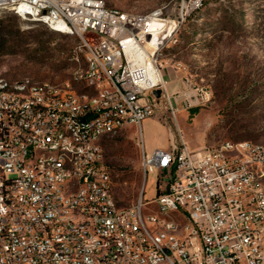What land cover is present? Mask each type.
I'll return each mask as SVG.
<instances>
[{"label":"built area","instance_id":"built-area-1","mask_svg":"<svg viewBox=\"0 0 264 264\" xmlns=\"http://www.w3.org/2000/svg\"><path fill=\"white\" fill-rule=\"evenodd\" d=\"M10 1H17L11 12L20 3H31L52 27L83 38L92 61L90 89L108 94V101L84 103L86 91L64 98L56 94L58 86L31 88L26 77L0 79V101L12 109V119L0 129V264H92V258H99V264H264V210H258V218H247V209H256L262 200L264 152L259 143L228 140L230 153L219 144L191 148L183 138L179 146L145 148L142 124L154 114L157 100L167 96L166 108L174 116L177 111L166 91L161 50L149 44V36L171 40L204 0H177L170 13L164 5L138 20L123 19L102 0L0 3ZM63 86H70L67 80ZM198 90L197 101L211 100V93ZM114 118H121L120 128H113ZM128 124L140 130L145 179L163 171L167 181L152 198L145 197L143 187L135 203L119 206L95 140ZM61 127L75 129L73 154L80 155L81 169L88 171V193L64 197L59 162L34 175V168L44 166L41 144L64 143L56 139ZM234 143L247 147L252 161H241ZM45 183L63 185V193H47ZM160 203H167V210H160ZM150 204H157L162 215L183 218V236L163 240V231L172 226L162 221H154L157 232L145 229L144 221H153L147 218ZM91 217L99 218L103 231H128L127 247H119V238H94ZM248 221H260V229L248 228ZM101 247H110V255H97Z\"/></svg>","mask_w":264,"mask_h":264},{"label":"rangeland","instance_id":"rangeland-1","mask_svg":"<svg viewBox=\"0 0 264 264\" xmlns=\"http://www.w3.org/2000/svg\"><path fill=\"white\" fill-rule=\"evenodd\" d=\"M103 1L121 11L140 14L164 5L165 13H170L177 2ZM167 45L159 52L166 91L175 108L177 102L179 110L188 112L184 117L176 111V120L166 108L167 96L157 100L148 119L163 125L164 131L143 123L146 150L163 141L167 148L179 146L182 138L191 148L226 140L264 145V0H206ZM82 50L83 38L78 34L54 31L11 11L0 12V79L72 80L76 69L85 68ZM74 86L90 91L83 81ZM198 88L211 93V100L197 101ZM191 108H198L197 113L192 115ZM139 135V128L128 124L100 141L102 161L111 175L112 193L119 206L135 203L143 187L145 197L152 198L156 182L167 181L163 171H153L145 179Z\"/></svg>","mask_w":264,"mask_h":264},{"label":"bare ground","instance_id":"bare-ground-1","mask_svg":"<svg viewBox=\"0 0 264 264\" xmlns=\"http://www.w3.org/2000/svg\"><path fill=\"white\" fill-rule=\"evenodd\" d=\"M66 2H82L83 0H63ZM206 0L199 2L196 11L201 9ZM102 2H104L102 0ZM11 8H17V1H10V3H0V12L11 11ZM161 6L153 11L162 10ZM117 9V8H115ZM120 11V17L128 20H138L139 18L149 17V13L140 14L133 12ZM14 13L19 17H25L26 20L42 22L54 31L61 32L60 28L52 27V22L48 19H42V16L36 15L31 3H20V9H14ZM62 33V32H61ZM174 35L171 36V39ZM175 38V37H174ZM170 39H161V36L150 35L149 44L158 45V50H162ZM168 46V45H167ZM85 68L76 69L73 72L72 80H67L70 86H63V82H50V81H37L31 77H26V82H30L31 88H39L45 85L46 87H56V94L63 95L64 98H71L73 95H78L81 91L77 90L74 86L75 82L83 81L85 85L90 88L89 76L92 71V61L90 55L84 51ZM77 52V51H76ZM79 52V51H78ZM76 58V57H75ZM78 60V59H76ZM79 61V60H78ZM3 79V78H2ZM95 101H108V94L99 93V89H90L86 91L84 96V103H93ZM5 119H12V109L9 108V102L0 101V129H5ZM121 118L113 119V128H120ZM75 129L72 127H61L56 129V139H63V142H56L52 146L50 144H41L40 154L44 158V166L34 168V175H41L46 173V166H51L52 162H59L63 168L64 176V197H71L75 194L88 193V171L81 169L80 155L73 154L75 147ZM101 139L95 140V147L102 148L100 145ZM264 152V145L259 144ZM223 146V153H230V146L228 140L219 143ZM244 146H252V143L244 142ZM241 143H234V150L236 154H240L241 161H252V154L248 152L247 147ZM45 190L49 194L63 193V185L45 183ZM259 192L261 194V203H256V209H247V218H258V210H264V184L259 179ZM160 210H167V203H160ZM147 218L153 221H144V228L149 232H157V224L154 221H162V223H169L170 226L167 230L163 231V240H171L174 236H183L185 233V221L183 218L172 215H162L157 204H150V209H147ZM91 227L94 229V238H119V247H127L129 240V233L126 230H105L100 229V220L98 217H91ZM248 228L260 229V221H248ZM97 255L109 256L110 247L97 248ZM92 264H99V258H92Z\"/></svg>","mask_w":264,"mask_h":264},{"label":"crops","instance_id":"crops-1","mask_svg":"<svg viewBox=\"0 0 264 264\" xmlns=\"http://www.w3.org/2000/svg\"><path fill=\"white\" fill-rule=\"evenodd\" d=\"M176 105H177V111H178V110H179V106H178L177 102H176ZM179 111H181L180 114H182L184 117H185L186 113L188 112L187 110H186V111L179 110ZM175 117H176V115H175ZM176 120H177V117H176ZM143 123L146 124V125L152 123V124H154V126H155V128H156L157 130H159V131H164V129H163L164 126H163V125H158V124H156L155 122H153L152 120H149L148 118H147L146 120H144ZM177 124H178V122H177ZM142 126H143V124H142ZM167 147H169V146L167 145L166 142L163 141V142H161V143H156V144L152 145V146L150 147V149L147 150V151H152V150H154L155 148H167ZM155 179H156V178H155ZM155 179H154V181L156 182Z\"/></svg>","mask_w":264,"mask_h":264},{"label":"trees","instance_id":"trees-1","mask_svg":"<svg viewBox=\"0 0 264 264\" xmlns=\"http://www.w3.org/2000/svg\"><path fill=\"white\" fill-rule=\"evenodd\" d=\"M197 111H198V108H191V110H190L192 115L197 113ZM156 188H157V192H158L159 191V183H158V181L156 182Z\"/></svg>","mask_w":264,"mask_h":264},{"label":"water","instance_id":"water-1","mask_svg":"<svg viewBox=\"0 0 264 264\" xmlns=\"http://www.w3.org/2000/svg\"><path fill=\"white\" fill-rule=\"evenodd\" d=\"M155 93H156L157 96H159L161 94V91L160 90H156Z\"/></svg>","mask_w":264,"mask_h":264}]
</instances>
